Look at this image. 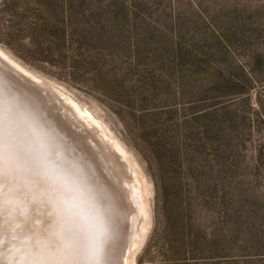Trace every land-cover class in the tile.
<instances>
[{"label": "rangeland", "instance_id": "374dc122", "mask_svg": "<svg viewBox=\"0 0 264 264\" xmlns=\"http://www.w3.org/2000/svg\"><path fill=\"white\" fill-rule=\"evenodd\" d=\"M0 51L46 82L0 59V264L52 210L98 264H264V0H0Z\"/></svg>", "mask_w": 264, "mask_h": 264}, {"label": "bare ground", "instance_id": "6f19581e", "mask_svg": "<svg viewBox=\"0 0 264 264\" xmlns=\"http://www.w3.org/2000/svg\"><path fill=\"white\" fill-rule=\"evenodd\" d=\"M0 59H3L8 65H10L11 67H12V69H13V73H15V74H17L18 76H22V77H24V78H27L28 80H30L31 79V81H33V83H35V84H39L40 86H44V83L46 84V82H44L43 80H41V79H39V78H37L36 76H34V75H32L31 73H29V72H27V71H25V70H23L22 68H20L18 65H16L13 61H11L8 57H6L1 51H0ZM6 80V79H5ZM35 89H33V91H34ZM37 90H35V92H36ZM37 101V100H36ZM37 103V102H36ZM72 112V114H77L76 115V118L78 119V117H81V116H79V114L76 112V111H71ZM69 113H70V111H69ZM57 114V113H56ZM61 114H63L65 117H66V119L64 120L63 119V117H62V115L60 116V114H57L58 115V117H59V119H60V121H61V123H63L64 124V126L66 125L67 127H70L69 126V124L70 125H78V126H80L81 127V129H80V132H84V129H83V126L86 128V124L85 123H83L82 122V120H83V117H81V120H79V121H77V119L74 117L73 118V120H70V118L68 117V115H67V113L65 114V112H63V113H61ZM70 115H71V113H70ZM57 117V116H56ZM79 122V123H78ZM48 123V122H47ZM78 128V127H77ZM87 129V128H86ZM79 134V133H78ZM82 135H83V133H81ZM1 136V135H0ZM11 136V135H10ZM12 138V137H11ZM9 140V139H8ZM17 140V139H16ZM2 142V141H1ZM10 145H11V142H10ZM9 146V145H8ZM7 145H6V147H8ZM14 149V148H13ZM11 151V150H10ZM9 151V152H10ZM3 153H5L4 151H3ZM10 156H12V155H10ZM14 156V155H13ZM4 158V157H3ZM10 158V157H9ZM17 158V157H16ZM18 163V162H17ZM17 165V164H16ZM19 165V164H18ZM26 165V164H25ZM28 165V164H27ZM26 165V166H27ZM3 167V166H2ZM22 167H24V166H22ZM28 167H29V165H28ZM5 168V167H4ZM4 168H1V170H4ZM9 169H12V168H10V167H8V170ZM12 170H14V169H12ZM32 170V169H31ZM11 171V170H10ZM0 172H2V171H0ZM4 172H7V169L6 170H4L3 171V173ZM16 172V171H15ZM10 172H8V173H6V174H9ZM33 173H35V172H33ZM10 174H12V173H10ZM18 174V173H17ZM16 174V175H17ZM25 174V173H24ZM31 174V173H30ZM36 174V173H35ZM13 175H15V174H13ZM15 175V177H17ZM9 177V176H8ZM35 177H39L38 175L37 176H35ZM34 177V178H35ZM5 178V177H4ZM20 177L18 176V180L19 181H17L16 180V182H12V180L11 179H6L7 180V184L9 185L10 184V186L11 187H14L13 188V190H16V187H18L20 184H22V185H25L23 182H22V178L21 179H19ZM36 179H38V178H36ZM39 179H40V177H39ZM38 179V180H39ZM15 180V179H14ZM27 181V180H26ZM37 182H39V181H37ZM40 182H41V180H40ZM28 183V182H27ZM32 183H34V182H32ZM31 183V184H32ZM13 184V185H12ZM28 184H30V183H28ZM35 184H37V183H35ZM33 186H37V185H34L33 184ZM26 187V186H25ZM28 187V186H27ZM38 187V186H37ZM32 188V187H31ZM7 189H8V187H7ZM30 189V188H29ZM35 189V188H34ZM12 190V189H11ZM24 190V189H23ZM32 190V189H31ZM31 190H29V191H31ZM38 190V189H37ZM33 191V190H32ZM31 191V192H32ZM11 192V191H10ZM28 192V191H27ZM13 193H14V191H13ZM22 192H20V194H21ZM17 194V192L15 193V194H12L13 195V197L15 196ZM25 195H27L26 193H24ZM33 194H34V192H33ZM36 194V193H35ZM23 195V194H22ZM22 195H20V196H22ZM38 195H39V193H38ZM8 197V196H7ZM24 197V196H23ZM5 198V197H4ZM7 199V198H6ZM17 199V198H16ZM15 199V200H16ZM39 200V199H38ZM10 201V200H9ZM23 201V200H22ZM44 201V200H43ZM46 201V200H45ZM19 203H20V201H18ZM25 203V202H24ZM21 204V203H20ZM47 204V203H46ZM57 204V203H56ZM5 205H6V207H8L9 206V204H7V203H5ZM53 206V205H52ZM57 206V205H56ZM6 207H4V208H6ZM54 207V206H53ZM12 208V207H11ZM16 209V208H15ZM9 210V207L7 208V211ZM12 210H14V209H11V211ZM21 211V210H20ZM22 211L24 212V215H25V213H26V208H25V210H23L22 209ZM21 211V212H22ZM62 212V211H61ZM57 212H55L54 210H52V213H51V218H52V220H51V227H50V229H49V233L47 234L48 236H47V238L45 237V238H43V240H45V241H48V245L49 246H51V248L50 249H52V248H55L56 247V244L58 243V240H57V238H58V236H63L65 239L71 234V235H75V236H80L81 238L78 240V238H77V243L81 246V249L83 250V254H88V253H90L91 255H92V257H93V259H88V260H86V259H79V258H77V259H74L73 260V262H72V259H67V264H98L97 263V260H98V257H99V253L97 254V251L92 247V237H91V235L89 234V235H87V237L85 236V237H82V232L83 233H87L88 231H89V228H87V225L88 224H86V223H84V222H81V221H79L78 222V224L77 225H75L76 223H75V221H77V220H75V219H73L74 221H72V220H70V222H71V224L69 225L68 223L66 224V222L65 221H62L63 219H62V217L61 218H59L58 216H57V214H56ZM7 216V219H9V218H13V216L14 215H11V213L10 214H7L6 215ZM60 216V215H59ZM62 216V215H61ZM57 218H59V219H57ZM64 218V217H63ZM72 222H74V223H72ZM64 223V224H63ZM83 223V224H82ZM87 230V231H86ZM40 234V233H39ZM43 236V235H42ZM41 237V236H40ZM39 237V238H40ZM38 238V239H39ZM82 239V241L80 242V240ZM21 240H23V239H21ZM41 241V240H40ZM29 242V241H28ZM35 242H37V241H35ZM38 244H39V248H40V245L42 246V244H40L39 242H37ZM46 243V242H45ZM44 245V244H43ZM32 245H30V247H31ZM46 246H47V243H46ZM24 247V246H23ZM46 248H48V250H49V247L47 246ZM45 248V249H46ZM42 249H44L43 248V246H42ZM42 249H41V251H42ZM97 249V248H96ZM53 250V249H52ZM52 250H50V252L52 251ZM40 251V253H38V255H40L42 252ZM44 251V250H43ZM46 251V250H45ZM98 252H99V250H98ZM105 252V251H104ZM44 253V252H43ZM42 253V254H43ZM46 253H47V251H46ZM25 254V253H24ZM23 254V258L19 261L20 263L19 264H23V262L22 261H24V262H28L29 261V263H31V264H45V262H43V263H41V260H38V259H34V260H30L29 259V255H24ZM65 254H68L67 253V250H65ZM104 254V253H103ZM106 254H108V253H106ZM21 255V254H20ZM37 255V256H38ZM45 255V254H44ZM48 255V254H47ZM58 255V254H57ZM68 255H71V254H68ZM36 256V257H37ZM103 256V255H102ZM106 256V255H105ZM111 256V255H110ZM31 257V256H30ZM108 257V256H107ZM19 258V257H18ZM32 258V257H31ZM10 260H11V258H10ZM13 260V259H12ZM133 259H130V264H133V261H132ZM55 261V260H54ZM64 261V260H63ZM106 261H107V259H106ZM58 262V261H57ZM57 262H53V260L52 261H48V262H46L47 264H58V263H60V260H59V262L57 263ZM11 263L12 264H15V261H11ZM18 262H16V264H17ZM101 264V263H100Z\"/></svg>", "mask_w": 264, "mask_h": 264}, {"label": "snow or ice", "instance_id": "6c2138e0", "mask_svg": "<svg viewBox=\"0 0 264 264\" xmlns=\"http://www.w3.org/2000/svg\"><path fill=\"white\" fill-rule=\"evenodd\" d=\"M58 243L56 244V252H59L60 255H57L56 252H52L49 255L40 254L36 259L41 261H52V260H61V259H93L90 253L83 254L81 246L77 243V238L75 235H69L66 239L63 236H58ZM65 250L67 253L65 254Z\"/></svg>", "mask_w": 264, "mask_h": 264}, {"label": "trees", "instance_id": "16d2710c", "mask_svg": "<svg viewBox=\"0 0 264 264\" xmlns=\"http://www.w3.org/2000/svg\"><path fill=\"white\" fill-rule=\"evenodd\" d=\"M189 237H188V240L192 243V242H194L195 241V239H196V241H197V238H195V237H193V236H190V235H188Z\"/></svg>", "mask_w": 264, "mask_h": 264}, {"label": "water", "instance_id": "95a60500", "mask_svg": "<svg viewBox=\"0 0 264 264\" xmlns=\"http://www.w3.org/2000/svg\"><path fill=\"white\" fill-rule=\"evenodd\" d=\"M0 78L2 79V80H4V81H6L2 76H1V74H0ZM7 82V81H6ZM97 239V238H96ZM98 263V262H97Z\"/></svg>", "mask_w": 264, "mask_h": 264}]
</instances>
